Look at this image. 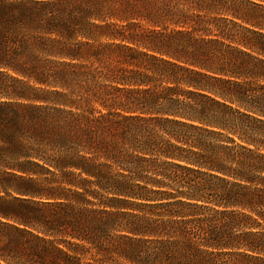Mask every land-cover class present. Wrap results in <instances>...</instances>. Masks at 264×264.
<instances>
[{
    "label": "trees",
    "instance_id": "obj_1",
    "mask_svg": "<svg viewBox=\"0 0 264 264\" xmlns=\"http://www.w3.org/2000/svg\"><path fill=\"white\" fill-rule=\"evenodd\" d=\"M216 1L0 0V264H264V0Z\"/></svg>",
    "mask_w": 264,
    "mask_h": 264
},
{
    "label": "rangeland",
    "instance_id": "obj_2",
    "mask_svg": "<svg viewBox=\"0 0 264 264\" xmlns=\"http://www.w3.org/2000/svg\"><path fill=\"white\" fill-rule=\"evenodd\" d=\"M197 1L199 2L200 0H197ZM220 1H222V0H220ZM220 1H216V2H214V3H213L214 6H215L216 4H218V6H221V3H224V4H225V2H221V3L219 4ZM229 1H231V0H227V2H229ZM239 1H240V0H239ZM208 3H209V2H208ZM240 5H241V4H240ZM202 6H204V8H205V7L209 6V5L203 3ZM212 10H214V9H212ZM241 10H242V15H243V14H248V12H249V7H247V6L245 5V3H242ZM189 15L192 17V20H193L192 22H194V21H201V20H209V19H211V18H213V17H218V18H227V19H229V20H234L235 22H237V23H239V24L242 23L240 20H235L231 15H229V16H227V15H217L216 13H210L209 11H198V10H196L195 8H194V9L191 8V9L189 10ZM220 24H221V25H220ZM219 25H220V26H224L225 24H224V23H219ZM140 26H141V28H140L139 30H141V29H143V28H147V29H151V28H152L151 26H149V25H148L147 23H145V22H141V23H140ZM232 27H233L232 24L229 25V28H232ZM212 29L215 30L214 27H212ZM137 31H138V29H137Z\"/></svg>",
    "mask_w": 264,
    "mask_h": 264
}]
</instances>
